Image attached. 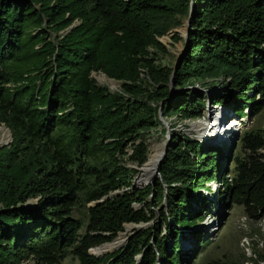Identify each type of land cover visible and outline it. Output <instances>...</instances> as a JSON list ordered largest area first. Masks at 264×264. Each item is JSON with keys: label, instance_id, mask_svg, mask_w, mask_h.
I'll use <instances>...</instances> for the list:
<instances>
[{"label": "trees", "instance_id": "1", "mask_svg": "<svg viewBox=\"0 0 264 264\" xmlns=\"http://www.w3.org/2000/svg\"><path fill=\"white\" fill-rule=\"evenodd\" d=\"M186 20V42L171 35L179 60L163 63L160 38ZM218 82L226 89L210 97L194 90ZM203 96L231 116L263 109L264 0H0V125L11 136L0 148V264H182L181 229L203 221L212 194L264 217V127L244 130L233 157L173 133L153 183L133 188L127 161H147L144 136L166 133L160 115L198 117ZM152 196L160 231L149 224L90 253L153 220Z\"/></svg>", "mask_w": 264, "mask_h": 264}, {"label": "rangeland", "instance_id": "2", "mask_svg": "<svg viewBox=\"0 0 264 264\" xmlns=\"http://www.w3.org/2000/svg\"><path fill=\"white\" fill-rule=\"evenodd\" d=\"M176 31L180 35H183L185 33V23L178 28L172 29L166 35L160 38V41L166 46L168 50V52L164 55L159 54V56L163 60V63L169 62L174 65L177 57L181 54L183 41H172L171 39V35ZM91 75L98 84L107 87L110 91H115L120 86L119 81L109 79L100 72H92ZM224 89L226 88L221 85V82H218L211 86L203 85L201 87H194V90L208 94L209 97L219 90H221V92L224 91ZM174 90L175 89L173 87V90L171 92H173ZM202 101L203 104L197 107L200 110V115L196 118H180V116L178 115H172L167 119L162 117L167 122V126L169 129L168 141H170L171 134L173 133L174 135L178 134V136H182L183 134H185L186 137L202 144H214L219 147L230 148V153H232L233 157V155L237 153L240 154V143L238 139L244 130L264 127V107L257 114H251L249 110L244 109V112L248 115L244 117H236L229 114V112L231 111L227 105H214L206 96H203ZM211 110H214L215 113L218 114L217 122L220 124V126H223L225 122L232 119L236 121V125L232 124L229 128L231 130V127H236L234 132L232 130V135L224 138L220 137L219 135L217 139L214 136V140L213 138H211L213 141L210 138H208L210 139L209 141H204L196 136L197 133L196 130L193 129L192 124L203 118H206L208 120V115ZM202 127L203 126L198 128ZM0 129L1 134L5 133L8 135L7 141L9 142L11 139L9 130L4 125H0ZM144 140L148 147V159L149 155L154 151L153 146L164 143L165 141H167V138L165 137V134L163 135L160 132L152 130L144 136ZM225 153L227 154V150L225 151ZM231 159L232 158L230 156L228 161H226L228 169V174L226 176H229V173L232 174L233 161H231ZM127 164L129 167L134 169V172L132 174V176L134 177L132 183L138 173H140V183H143L146 180L151 179L152 177L153 179H155L154 177L157 175V173H154L156 168L151 173L144 175L140 170L142 166L138 167L132 164V162L130 161H127ZM209 185L213 189L215 187L217 188V186L214 184ZM209 196L210 194L208 195V197ZM209 199L213 200V202L211 205L208 204V211L202 212L205 216L203 221L197 222V224L191 227L190 230L181 229L182 234L178 238L180 242L179 251L180 253H183V255H187L185 261L182 262V264H264L261 258L264 254V217H261L259 215L260 212H257L258 215L254 217L246 210L243 204L235 203L232 200H225L226 202H215L213 194L209 197ZM148 200V204H150L149 208L153 211V220H151L149 223L124 224V231L118 233L115 237V239L123 238L122 245L126 242L128 236L134 232V229L145 228L149 224H156L159 231L164 227L160 214V208H162V206H153V204L155 203L154 196L148 198ZM33 201V199L28 200L27 205L32 206ZM133 206L136 209L141 207V205L137 203H135ZM195 232L200 233L202 235V238L205 239V242L202 246H200V243H195L193 241V238L196 234ZM164 234L165 233H162V235ZM71 261L72 260L67 257L65 258L64 263L67 264ZM163 262L164 260L160 259L158 261V264H163Z\"/></svg>", "mask_w": 264, "mask_h": 264}, {"label": "bare ground", "instance_id": "3", "mask_svg": "<svg viewBox=\"0 0 264 264\" xmlns=\"http://www.w3.org/2000/svg\"><path fill=\"white\" fill-rule=\"evenodd\" d=\"M217 115L218 114H216L214 110L213 111L211 110L208 115V120L206 118H203L192 124L193 129L196 130V133H197L196 136L198 138L204 141L206 140L209 141L211 138H213L214 140V136L217 139L219 135L220 137H223V138L232 135L236 127H231L232 128L231 130L229 128L232 124L236 125V121L232 119V120L225 122L223 126H220V124L217 122L218 121ZM201 126L203 127L198 128ZM7 140H8V135L5 133L1 134V129H0V144L7 142ZM163 146H164V143L153 146L154 151L149 155L147 161L144 163V165L140 169L144 175H147L151 173L152 171H154V169L159 164L158 158L161 155ZM122 243H123V238H117V239H114L110 243H106L104 245H101L100 247L93 248L90 251L92 254L99 256L104 253L106 254L109 251L111 252L113 250L118 249L122 245Z\"/></svg>", "mask_w": 264, "mask_h": 264}, {"label": "water", "instance_id": "4", "mask_svg": "<svg viewBox=\"0 0 264 264\" xmlns=\"http://www.w3.org/2000/svg\"><path fill=\"white\" fill-rule=\"evenodd\" d=\"M188 27H189V20H186L185 21V33L183 34V35H181L182 37H183V39H184V42H186V39H187V34H188ZM183 50H184V46H183V48L181 49V53L183 52ZM179 59H177V61H178ZM174 71H175V67H174V69H173V72H172V75H173V73H174ZM170 91H172L173 90V87H172V82L170 83ZM160 120L162 121V123H163V125L165 126L166 125V133H165V137L167 138V141H165L164 142V146H163V150H162V152H161V155H160V157L158 158V163H159V165H160V162L162 161V159H163V157L165 156V154H166V151H167V147H168V138H169V129H168V126H167V122L162 118V116L160 115ZM10 141H11V139H10ZM9 141V142H10ZM8 141L7 142H5V143H2V144H0V148L1 147H3L4 145H7L8 143H9ZM159 165H157V167H156V170H155V174L157 173L158 174V172H159ZM140 173H138L137 174V176H136V178H135V180L133 181V188H140V187H142V186H144V185H148V184H150V183H153V177L151 178V179H149V180H146L145 182H143V183H140ZM139 183V184H138ZM141 185V186H140ZM101 201V200H100ZM103 245V244H102ZM101 246V245H100ZM100 246H97V247H100ZM92 249V248H91ZM91 253V252H90ZM92 254V253H91ZM94 255V254H93ZM95 256H98V255H95Z\"/></svg>", "mask_w": 264, "mask_h": 264}, {"label": "built area", "instance_id": "5", "mask_svg": "<svg viewBox=\"0 0 264 264\" xmlns=\"http://www.w3.org/2000/svg\"><path fill=\"white\" fill-rule=\"evenodd\" d=\"M228 179L230 180V178H228ZM220 184H221L222 187L224 186L222 183H220Z\"/></svg>", "mask_w": 264, "mask_h": 264}]
</instances>
